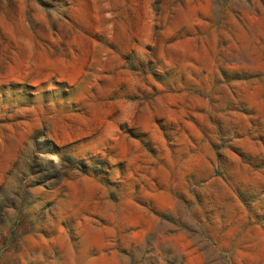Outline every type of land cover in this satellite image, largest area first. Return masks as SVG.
Segmentation results:
<instances>
[{
  "label": "rangeland",
  "instance_id": "1",
  "mask_svg": "<svg viewBox=\"0 0 264 264\" xmlns=\"http://www.w3.org/2000/svg\"><path fill=\"white\" fill-rule=\"evenodd\" d=\"M0 264H264V0H0Z\"/></svg>",
  "mask_w": 264,
  "mask_h": 264
}]
</instances>
